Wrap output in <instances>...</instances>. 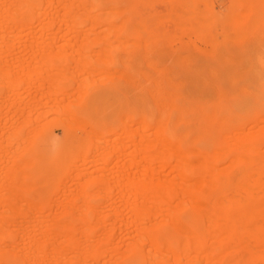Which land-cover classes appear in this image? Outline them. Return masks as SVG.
Here are the masks:
<instances>
[{"label":"bare ground","instance_id":"bare-ground-1","mask_svg":"<svg viewBox=\"0 0 264 264\" xmlns=\"http://www.w3.org/2000/svg\"><path fill=\"white\" fill-rule=\"evenodd\" d=\"M77 2V0H0V88L7 87L9 90L12 88L11 91H15L12 87V83L20 80V88L24 92L25 98L29 97L32 90L39 92L41 88L39 93L44 92V94H40L41 97L36 96L37 100L34 96L32 100L34 99V104L44 106L53 100L52 97L56 96L57 98L60 93L63 94V92H61V87L63 86L60 85L61 87L58 90V84L56 85L55 82L62 81L65 83V79L70 76L69 74L67 76L66 71L71 61L73 63L75 62L74 64H76V67L77 65H91V60L89 59L91 54L90 52H86V50H88L87 48L85 49L87 45L91 44L94 46L97 42H102V45L105 44V46H108L106 47L109 49V52H113L112 49H120L122 53H127L126 47L129 48L130 44L135 43H130L128 37L135 36L133 35L134 33L137 34L134 31L133 25L132 27L128 26L130 18L123 14H85L81 11ZM137 17L133 16L132 19ZM177 19V16L176 19L173 18V20L176 21H180L182 18H179V20ZM180 22H184V19ZM135 24L134 27H136ZM252 25L253 24H251V26ZM248 26L249 24L246 26L249 29ZM252 27H250V29L252 28L251 30L254 29L255 25ZM258 27L256 26L255 30H257ZM132 29L134 30L132 31ZM255 30H253V32H255ZM142 31V29L141 31L139 30V33ZM144 31L142 35H140L143 39L140 40H144L145 38L143 34ZM58 33H63L62 35L60 34V37H64L62 40L63 43H59V45H57L58 43L55 41L56 38L53 37ZM92 35H95V37L98 36V40L94 38V36L92 37ZM84 36L92 37L91 43L90 37V40L88 38L86 40V37L84 40L82 39ZM100 36H103V38ZM111 37L113 38L111 41L114 44H110L109 39ZM235 37H238L237 34H235ZM70 38H72V40H70ZM80 38L81 42L78 41ZM58 39L57 41L59 42L61 38ZM129 39L132 38L130 37ZM73 40L75 43H80L78 46L79 50L75 49L77 53L74 52V54L76 55H67L70 58H66L65 53L70 50H66L67 52H65L64 49H67L65 47H69L68 49L73 47L74 49V45L69 46V42L73 43ZM145 40V43H151L154 39H152V41L150 40L151 42L148 41V38H145ZM86 41H88V43ZM52 42L53 44L57 43L56 45L61 48V51L63 49L64 53L54 45L60 51V54L57 53V55L55 53L57 52L56 49V51L50 49L52 52L50 53L49 51L48 54H46L48 56L39 55L37 51L41 50L40 54L45 52V50L43 51L42 49H44L45 46L47 48L48 45H52ZM92 42H95L94 45ZM138 44L136 46H138ZM60 45L62 46L60 47ZM91 45L88 47L94 49L96 47L98 49L99 47V45L94 47H91ZM140 45L141 44H139V47L144 49L146 55V48H144L146 44L144 45L143 43L142 47ZM147 46L151 45L147 44ZM22 47L27 49L26 53L32 49L36 50L37 48L35 52L38 54L31 51L32 55L26 57L27 55L22 56L23 53L21 54V52L18 51L21 54L19 55V53H17L21 56H18V70L14 68L13 61L15 58L7 51H11V49L13 51L15 48ZM78 47L75 46L77 49ZM131 47L134 48L135 46ZM38 48L40 49L38 50ZM140 48L138 50H140ZM4 49L8 50L5 52ZM101 49H104V51ZM101 49V51L98 49L99 51L97 50V52L91 49L96 55L100 52L98 58H101V60H96L97 57L93 54L94 60H96V62L100 60V62L104 61L106 63L107 61L105 60L107 56L108 62H111L109 59L110 53H107V50L105 52L103 46ZM135 49L137 48H134L133 52L136 51ZM78 51H81V53ZM82 51H85V55ZM102 52L107 54L103 55L101 54ZM130 52L131 51L127 54L129 55ZM113 53L115 54V52ZM140 53L142 56L141 51ZM87 54H90V56ZM100 54L101 56L103 55L104 60L100 57ZM131 55L133 58V54ZM72 56L85 57L74 60L71 59ZM126 56H121L120 60L118 59L120 56H118L115 60H119V62H123L124 60L126 64L129 60ZM185 56L187 57L188 54ZM47 58H50V61L47 62ZM132 58L130 60H132ZM141 58L144 59V56ZM176 58L179 59L176 60L178 64L180 61L181 63L184 62V56H182V59L179 58V56ZM187 59H185V61H187ZM100 62L98 64L102 65L103 63ZM45 63H49V70L52 72L55 70L56 73L50 71L49 73H45L47 71L41 70L40 68ZM109 63L107 66H109ZM119 64L124 66L122 63ZM128 64L129 63H127V66ZM188 64L189 62L185 65L188 66ZM145 65L147 67V64ZM152 65L151 68L156 73L166 71V67L163 68L164 71H157L155 70L156 68H153L154 65L153 67ZM260 65H262V63ZM130 67L124 68L126 72L127 69H131ZM147 68L150 70V67ZM169 71H166V73ZM133 72L134 71H131L130 73ZM208 72L210 73L209 75L212 76L216 73L215 71V73L212 71V74L211 71ZM242 72L245 74L246 70ZM138 73H140L138 76H144L142 78H145L146 82H149V85L153 86L154 90L144 92V86L140 88V85H138L140 89L139 103L145 104L150 95L152 102L150 106L151 113L149 115L139 116V125L141 126V131H143L138 141L136 139L137 136L134 137L133 134H129L127 130L128 134L126 132L123 134V136H126L125 134L128 135L125 143L127 139L128 141L130 140V146L132 145L131 147L134 148L133 152L130 151L131 160L126 163L124 162V167L129 169L125 177L131 188V193H135V199L129 202V208L127 207L128 203L125 204L127 206H123L124 209L127 207L128 210H131L129 212L133 214L132 221H127L126 219L128 217L125 219L123 212H121L119 217L115 216L116 219L110 224L104 220H90L88 217L91 215H98L100 210L99 207L97 208L92 205L91 197L93 195L90 194L91 196H89L86 187V189H80L81 191H77L76 189L75 191H77L78 194L75 192L77 196H75L74 201L65 207H61L62 212L59 215L65 219L61 220L55 218V220L45 221L34 219L31 215L29 217V213L34 215L35 212L42 213L47 209L37 206L38 204L36 203H34V207H30V203L26 204L18 199L25 197L28 200L31 195H35L34 193L38 190L37 185L40 186V183H42L41 181L39 184H34L35 176L27 172L32 166L35 168V171L37 170L36 166L33 165L34 158L31 159L32 161L29 160V156H32V154L30 155V152L27 153V150H22V148L21 151L20 148H17L19 150L12 152V156L8 144L6 145L7 147H4L5 144L3 143V146L0 144V154L4 157L10 156V160L13 158L14 161L12 165L8 167L7 171L2 173L5 178L9 179L10 186L6 188L4 183L3 185L0 184V195L3 198L8 197V199L11 197L13 199L17 198L19 206L13 205L14 203L11 201L10 203L12 204L10 205L5 203L6 205L3 206L0 204V209L7 210L8 214L5 215L4 213V215H0V264H264V106L250 114H248L247 111L243 112V115L236 116H234L232 112L228 113V115L232 116L234 123L230 127H226L227 120L221 118L220 114L224 110H221L219 106L217 107L220 111L218 109L217 111L219 112L215 110L216 113L213 115L208 114L203 108H196L193 113H201L199 116L201 120H199V118L196 119L197 124L195 127L182 135L179 133L178 127L183 122L185 123L186 120L184 121L183 117H175L173 115V111L176 109L175 98L172 95L161 93L160 83L154 82L156 78L150 81V77H146L147 73L145 75L142 72ZM90 74L92 73L88 75ZM107 75L109 76L110 73L108 72ZM158 75L155 77L158 78L157 80H160L162 75H159L160 78ZM122 76L125 75L122 74ZM238 77L241 78V74H239ZM237 78H233L232 81L239 80V78ZM228 80L231 82L230 79ZM48 81L49 84H51L50 81L54 82L53 85L47 89L44 86L48 84ZM129 82L131 83L133 81L130 80ZM32 83H35L32 85L33 87L31 86ZM130 83L129 85L131 86L135 84V82L132 84ZM174 84L173 86L176 89L182 85L178 83L179 86L176 84L177 86L175 87ZM230 84H232V82ZM136 85L135 87H137ZM56 87L58 88L55 89ZM42 88H44V90H42ZM211 88L215 91V85L211 86ZM217 91L218 99L221 91ZM242 91L243 90H240L239 92ZM15 93L11 98H17L16 95L20 94ZM221 93L226 97V93ZM11 94L13 93L11 92ZM78 94L80 95V93ZM79 95L77 96L80 97ZM68 97L69 96H67V98ZM262 98L264 100V97ZM1 99L2 97L0 101ZM214 99V101L217 100L215 97ZM76 100L78 102L80 99L78 98ZM58 101L59 99L57 98L56 102ZM12 107L13 105L9 106L10 109ZM80 107V110L74 111L68 108V111H65L68 113V116H70L71 121H73V119L74 121L78 119L73 115H77L80 111L81 113L84 112L85 108L83 105ZM69 113L71 115H69ZM43 114H45V112H43ZM71 116L73 118H71ZM249 124L253 125L250 126ZM55 125L58 126L57 124ZM55 125L52 124L50 126L54 128ZM47 130L45 129V131H43V135L44 132H51V130ZM29 131L31 130L29 129ZM18 135L19 134L13 135V137L21 139ZM37 137H41V135H37ZM10 139L13 138L11 137ZM185 139L190 142V146L184 145ZM35 143L38 144V141ZM125 143L123 144L126 145ZM123 144L121 148H114L117 155H121L123 152L122 150L125 149ZM34 146L36 147L37 145L35 144ZM71 148L74 147L71 146L69 148L71 153L74 150V154L77 149ZM66 149H68V147ZM112 153L114 154V151ZM75 154H77V152ZM137 154L140 155V157L137 156ZM61 156H58V158L62 159L63 156ZM136 157L139 158V162L135 161ZM67 158L69 159L70 157L67 156ZM72 158H70V160ZM191 158H193V160ZM2 160L3 158H1V161ZM173 160L175 165L170 164V168L174 176L171 175L169 177L164 174L165 177L169 178L164 179L161 175L162 179L160 176V179H156L160 174L159 171L161 172L162 170L155 168L156 166L153 167L154 163H158V165L162 164L161 167H165ZM220 161H225L227 164L220 167L218 165ZM41 162H43L42 159ZM66 163H68L67 160ZM47 165H49V163ZM69 166L70 165H68V167ZM236 166L241 167L240 173L231 175L232 169ZM133 169L136 170L135 173H133ZM164 170L165 169H163V171ZM42 171L43 170H41V172ZM161 173L163 174L164 172ZM25 174L26 176H24ZM21 176L23 179L25 177L24 181ZM2 180L5 181L3 177ZM50 181L52 180L50 179ZM82 186L84 187V185L79 184L76 188H82ZM42 191L41 189L40 192ZM26 196L29 197L27 198ZM94 197L96 198V196ZM42 198L44 199V197ZM6 201L7 200H5V202ZM41 201L40 199L37 203L40 202L41 204ZM20 202L29 207L26 208ZM77 215L80 216L81 219L84 217L81 222H75L72 218ZM7 216H9V218ZM34 217H36V215ZM15 218H17V220ZM28 218L33 219L30 220ZM117 228L118 231L122 233L120 236L114 234Z\"/></svg>","mask_w":264,"mask_h":264},{"label":"rangeland","instance_id":"rangeland-1","mask_svg":"<svg viewBox=\"0 0 264 264\" xmlns=\"http://www.w3.org/2000/svg\"><path fill=\"white\" fill-rule=\"evenodd\" d=\"M77 1V5L85 14H123L124 16L129 17L130 20L128 26L132 27L133 25V28L135 30L132 29V31L134 30L138 35L134 33L133 35L135 36H130L132 39H129L130 37H128V41L130 40V43L135 42L136 44L129 43L130 47H126L127 53L131 51L128 55L127 53H122L120 49H117L118 51L112 49V51L115 52L114 54L111 51L109 52V49L107 48L108 46L106 45V47L105 44L102 45V42H97L95 45V42H92L94 46L99 45V50L103 46L105 48V52L107 50V53H110L109 59L111 60V62H109L111 64L108 62V57L105 55V61L109 63V66H107V62V64L104 61L100 62L101 58H98V54L100 52H98L97 55L93 53V50L97 52V47L95 49L88 47L91 44L87 45V47L84 46L85 49L87 48L89 50H86V52H90L91 54V56L90 54H87L88 56H90L89 59L91 60V65H77L76 67V64H74L75 62L73 63L71 61V63H69L66 74L67 76L68 74L70 76L65 79V83H63L62 81L55 82L59 87H56L55 89L58 88L59 90L61 87L60 85L63 86L61 87V92H63V94L60 93L58 95L59 97L57 96V98L59 99L58 102H56L57 98L55 96L52 97L53 100L50 101V103H48L47 105L38 106L34 104V99L32 100V98L34 96V98H36V96L41 97L40 94H44V92L39 93L41 91V88L40 91L38 90L39 92L32 90L29 97L25 98V94H23L24 92L20 88L21 81L19 80V82L17 79L16 82L12 83V87L13 89H15V91L13 90L14 92L11 91L12 88L10 90L7 87L0 88V98L2 97V102L0 101V144H2L1 146H3L4 143V147H7L6 145L8 144L9 151L11 150L12 156V152H14L15 150H19L17 148H20V151L22 148V150H27V153L30 152V155L32 154V156H29L30 159H27L31 160L32 158H34L33 165L36 166L37 170L35 171V168L32 166L29 168V171L27 170V172L29 174H32V176H35L34 184H39V182L41 181L42 183H40V186L37 185L38 190H36V192L34 193L35 195H31L30 197L28 196V200L25 197H21L18 199L19 201L22 200L26 204L30 203V207H34V203H36L38 204L37 206L45 207L47 209L42 213L35 212L34 215L29 213V217L31 215L34 219L45 221L55 220V218H59L61 220L65 219L64 217H61V215H59L62 212L61 207H65L73 202L75 196H77L78 194L77 191L86 187L87 189H85L87 190V193H89V196L93 195L91 197L92 205L96 206L97 208L99 207L100 210V213L98 215L96 214L89 216L88 218L90 220L93 219L94 221L99 219L107 221L109 222L108 224H110L116 219L115 216L119 217L121 212H123V214L125 215V219L126 217H128L126 220L129 221L133 219V214L129 212L131 210H128L130 204L129 202H132L135 199V193H131V188L127 183L125 175L129 172V169L124 167V162L126 163L131 160L130 151L133 152L134 148L131 147L132 145L130 146V140L128 141L127 139L126 143L125 141L128 137L127 131L129 132V134L132 133L134 137L137 136L136 139L138 141L140 134L143 131H141V126L139 125V116L149 115L151 113V95L147 98L145 104L139 103L140 89L138 85H140V88L144 86V92H150L154 90L153 86L149 85V82H146L145 78H142L144 76H138V74H140L138 72H142L144 73V75L147 73L146 77H150V81H153L155 80L153 78H156L154 82L160 83L161 93L170 96L172 95L175 98L176 109H174L173 115L175 117H183L184 121L186 120L187 122H183L179 125L178 131L180 134L183 135L188 131H191V129H193L197 124L196 119L199 118V120H201V118L199 117L201 113H193L194 109L196 108H203L207 111L208 114L213 115L218 109L217 106H219L221 110H224L223 112H221L220 116L221 118L227 120L226 127L232 126V124H234L233 118L232 116L228 115V113L232 112V114L236 116L243 115V112L247 111L248 114H250L253 111H256L264 106V100L262 98L264 97V0ZM133 16L137 17L138 19H132ZM176 16L178 17L177 20H179V18H182L180 19V21H183L184 19V22L173 20V18L176 19ZM148 17H150L151 20ZM134 24L136 27H134ZM248 24L249 29L246 27ZM251 24L255 25L253 30L256 29V26L260 27H258V29L253 32V30H251L253 28V25L251 26ZM250 27L252 28L250 29ZM141 29L143 31L145 30L143 34L146 39H149L148 41H152V39L155 40H153L154 44L151 41V43H145V38V41L140 40L143 39L142 37H140L143 31L139 33V30L141 31ZM60 34L62 35L63 33H58V36L56 35L57 37L53 36L56 38L55 41L58 43H56L57 45H59V43H63L62 40L64 39V37H60ZM235 34H237L238 37H235ZM93 36L96 39L98 37L92 35V37ZM85 37L87 40V38L89 39L90 36H84L82 39L85 40ZM92 37H90V39ZM100 37L103 38V36ZM112 37L109 39L110 44L113 43L111 39H113L114 37ZM58 38H61L59 42L57 41L59 40ZM70 40H72V38H70ZM74 40V44L70 43L72 41L69 42V46L74 45V49L73 47H70V49H68L69 47H65L67 49H64L65 52H67L66 50H70L67 52L68 54L65 53L66 58H70L69 56L74 54L75 49L79 50L78 46L80 43H75ZM80 40L81 38L78 39V41ZM91 41L92 39L90 40V43ZM86 42L88 43V41ZM138 43L141 44V47L143 43L144 45L146 44V46L144 47L146 48V55L144 49L140 48ZM56 44H53L52 42V45H48L49 47L47 46L48 49L45 46V48L42 49L43 51L45 50V52L41 54V50H39L40 48H38L39 51H37V48L36 50L32 49L31 51H34V53L38 52L39 55H46L49 51L50 53L52 52L50 49H56L57 52H55L56 50L53 52L57 54L61 51V48H59ZM137 44L138 46H136ZM147 44H150L152 47L147 46ZM54 45L57 46L60 51ZM52 46L55 48H53ZM61 46L62 45H60V47ZM75 46H77L78 49L75 48ZM94 46L91 45V47ZM131 46H135L134 48H137L135 49L136 51H134L135 53L133 52L134 48ZM139 48L140 50H138ZM7 50L4 49L5 52ZM26 50V48L22 47L15 48L13 49V51L11 49L12 52L16 53H12L9 50L7 51L13 55V58H15L13 61L15 69H18L17 66L19 64V55H21L22 53V56L27 55L26 57L32 55L31 51L26 53ZM101 50L104 51V49ZM18 51L21 52V54ZM140 51L142 52V56H144V59L141 58L142 56L140 55ZM61 52L64 53L63 49ZM78 52L81 53V51ZM17 53H19V55ZM107 53L102 52L101 54L104 55ZM93 54H95V56L97 57L96 60L100 59L99 62L103 64L105 63V65L103 66V64H98L99 62L97 61V63L96 60H94ZM101 54L100 57H102L104 60V57L103 55L101 56ZM123 54L125 56L127 54L126 57L129 60L126 61L127 63H129L128 66H131L130 68L132 69H127V72L124 69L125 67H128L127 63L125 64L124 60L123 62H119L121 56H124ZM131 54H133V58ZM187 54V57L190 61L185 56ZM78 56H72L71 59L79 60L82 57H85ZM118 56H120V58H118ZM177 56H179V58L181 59L182 56H184V62L181 63L180 61L178 64V61H176L178 59L176 58ZM117 58L119 59L117 60L118 62L115 60ZM131 58L132 60H130ZM185 59H187V61H185ZM114 60L116 61V63ZM46 61H50V58H47ZM187 62H189V67L185 65L187 64ZM119 63H122L124 66H121V64ZM151 63L154 65V67ZM261 63L262 65H260ZM145 64H147V67H150V70L146 67ZM151 65L154 69L156 68L155 70L157 71H161L165 67L166 71H170L168 73H166V71L164 70V72H159L160 74L163 73L161 74L162 77L160 78L161 75L157 72L160 75L159 76L151 68ZM40 69L47 71L45 73H49V63L43 64ZM242 69L244 71L246 70L245 74L242 72ZM239 70L242 71L240 72ZM131 71L134 72L130 73ZM208 71H211V74L212 71L213 73H216L212 76L209 75L210 73ZM53 72L56 73L55 70ZM108 72L110 73L109 76L107 75ZM89 73L92 74L88 75ZM155 73L159 76L160 80H157L158 78L155 77L157 76ZM122 74L125 76H122ZM239 74H241V78L238 77ZM237 77L239 78V80H237L238 82L236 80L232 81L233 78L235 79ZM228 79L231 80L232 84H230L231 82H229ZM130 80L135 82V84L132 86L135 87V85L137 84V87L134 88L129 85ZM53 82L50 81L51 84H49L48 81V84H44V87L47 89L50 88L53 85ZM133 82H131L130 84H132ZM172 82L173 84L175 83V87L178 85V83L179 85H182H178L179 87H177L176 89L174 88ZM33 84L35 83H32L31 86ZM213 85H215L216 92L213 91L214 87L211 88V86ZM42 90H44V88H42ZM217 90L226 93V97L220 92L219 95L220 97H222H219L217 99ZM240 90L243 91L239 92ZM11 92L13 94H11ZM77 92L80 93V95ZM14 93L20 94L16 95L17 98H11ZM62 95H64L65 97ZM77 95H79L80 97H78ZM67 96L69 97L67 98ZM77 97L80 99L78 100V102L76 100L78 99ZM214 97L217 99L216 101H214ZM10 105H13L11 109L9 108ZM81 105H83V107L85 108L84 112L81 113L80 111L79 113H77V115H73L78 119L76 121H74V119L73 121H71L70 116H68V113H66L65 111H68V108L73 109L74 111L80 110ZM41 108H43L44 110ZM43 112H45V114H43ZM69 115L71 114L69 113ZM71 118L73 117L71 116ZM52 124H57L58 126L55 125V127L52 128L50 126ZM249 125L252 126L253 124ZM43 128H45L46 130L48 128V130H51V132L47 130L48 132H44L43 135V131H45V129ZM29 129L31 131H29ZM31 132H33L32 134L34 135L29 134ZM125 132L127 134H125L126 136H123ZM17 134H19L18 137H20L21 139L13 137V135ZM37 135H41V137H37ZM11 137L13 139H10ZM27 139L31 140H29L30 143ZM37 141L38 144L35 143ZM123 143H125L126 145H124ZM35 144L37 145L36 147L34 146ZM122 144L124 145L125 149L122 150L123 152L121 155H117L114 148H121ZM184 145L190 146V142L185 139ZM71 146L77 149L75 151V153L77 152V154H73L74 150L72 153L70 152L71 150H69V148ZM67 147L68 149H66ZM112 150L117 157L112 153ZM64 153L65 155H68L65 156ZM58 156H61L62 159L58 158ZM67 156L73 158L70 160V158L68 159ZM137 156L140 157V155L138 154ZM1 158H3L2 161ZM137 158L138 157L135 158V161L139 162L140 160L139 158ZM41 159L43 162H41ZM43 159H45L46 161ZM191 159L193 160V158ZM9 160L10 156L4 157L0 154V184L3 185L4 183V186L6 188L10 186V181H8L9 179L5 178L2 173H4V171H7L8 167L11 166L12 162L14 161L13 158H11L10 161ZM66 160L68 163H66ZM69 161H73L71 162L72 164ZM173 162L174 160L169 162L165 167H161L162 164L158 165V163H154L153 167L156 166L155 168H159L160 170H162L161 172H164L162 174L159 171L160 174L158 173L159 175L158 177L156 176V179H158L159 176L160 178L163 176L164 179H168L171 175L174 176V173L170 168V164L175 165V162ZM48 163L49 165L51 164L50 167L49 165H47ZM225 164H227V162L225 161H220L218 163L220 167L224 166ZM68 165L70 166L68 167ZM163 169L165 170L163 171ZM41 170H43V173L41 172ZM240 171L241 167L236 166L232 169L231 175H237L240 173ZM135 172L136 170L133 169V173ZM36 173L38 174V176ZM26 174L24 176H26ZM164 174L169 177H165ZM2 177L3 179H5V181L2 180ZM50 179L52 181H50ZM24 180L25 177L23 181ZM79 184L84 185V187L82 186V188H76V186H78ZM41 189L43 190L42 192H40ZM76 189L77 191H75ZM94 196H96V198ZM42 197H44V199ZM39 198L42 200L41 204L40 202L37 203L40 200ZM5 200L7 201L5 202ZM10 201L14 203L13 205L17 207L19 206L17 198L13 199L11 197L10 199H8V197L3 198L0 195V204H2L3 206L6 204H12L10 203ZM21 204L24 205L23 203ZM125 204H127L128 206ZM22 205L20 206H25L26 208L29 207L28 205ZM123 205L127 206L128 208L126 207L127 209L125 208V210ZM4 213L5 215H8L7 210L0 209V215H4ZM35 215L36 217H34ZM38 216L41 218H39ZM7 217L9 218V216ZM33 218L28 219L31 220ZM72 218L75 222H81L84 217L81 219V217L77 215L76 217ZM15 219L17 220V218ZM114 234L116 236H120L122 233L119 232L117 228Z\"/></svg>","mask_w":264,"mask_h":264}]
</instances>
